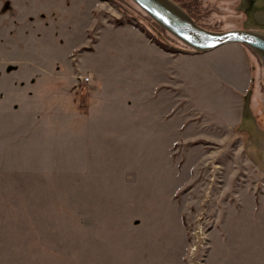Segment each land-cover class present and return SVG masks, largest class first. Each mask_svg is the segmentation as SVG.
<instances>
[{
    "label": "rangeland",
    "instance_id": "374dc122",
    "mask_svg": "<svg viewBox=\"0 0 264 264\" xmlns=\"http://www.w3.org/2000/svg\"><path fill=\"white\" fill-rule=\"evenodd\" d=\"M44 1L0 0V264H264V170L249 133L214 119L229 84L193 62L174 94V58L130 33L184 43L133 0ZM182 1L242 27L238 0Z\"/></svg>",
    "mask_w": 264,
    "mask_h": 264
},
{
    "label": "water",
    "instance_id": "95a60500",
    "mask_svg": "<svg viewBox=\"0 0 264 264\" xmlns=\"http://www.w3.org/2000/svg\"><path fill=\"white\" fill-rule=\"evenodd\" d=\"M161 27L172 33L187 47L181 51L200 53L226 43H243L261 59L264 66V0H240L237 9L245 14L242 27L216 30L201 25L174 0H133ZM253 89L243 95L239 129L250 135L245 144L247 154L264 170V128L251 107Z\"/></svg>",
    "mask_w": 264,
    "mask_h": 264
},
{
    "label": "crops",
    "instance_id": "0c3cea01",
    "mask_svg": "<svg viewBox=\"0 0 264 264\" xmlns=\"http://www.w3.org/2000/svg\"><path fill=\"white\" fill-rule=\"evenodd\" d=\"M49 2V0H46ZM41 3L40 6L42 9H45L44 0H33L32 9H36V3ZM61 12V9H59ZM137 27V26H136ZM130 34L138 35V40L144 43L147 46V49L156 51V53L164 56L166 59L174 58V70H167L161 76V80L165 78L164 76L171 77L174 75V94L179 91H184L185 86L190 83L191 73L187 65L193 62H203L209 70H212L213 75H218L217 78L220 81V84H229L228 88L225 90H231L234 102V110L229 116L226 114L223 116L214 117L217 122L225 124L228 128L237 127L241 121V109L243 104V95L248 90L249 85L252 79V66L251 58L249 56L248 46L243 43L233 42L223 44L213 50L200 52V53H188L184 51H171L163 48L157 42H154L152 38L146 31H143L141 28L137 29L132 28ZM148 40V43H145ZM227 69H232L233 72H227ZM165 70V69H164ZM200 73V72H199ZM158 80V81H161ZM226 87V85H225ZM183 94V93H182ZM184 98H187V95L184 93ZM186 95V96H185ZM188 99V98H187ZM190 100V99H188Z\"/></svg>",
    "mask_w": 264,
    "mask_h": 264
},
{
    "label": "trees",
    "instance_id": "16d2710c",
    "mask_svg": "<svg viewBox=\"0 0 264 264\" xmlns=\"http://www.w3.org/2000/svg\"><path fill=\"white\" fill-rule=\"evenodd\" d=\"M193 1V3L192 4H194V7L196 8V9H198L199 10V4H198V2L196 1V0H191V2ZM184 7H186V9L190 12V14L196 19V16H195V14H194V12L192 11V10H190L186 5H184ZM196 21H198L197 19H196ZM137 27H139V25L137 26ZM142 29V28H141ZM143 31H145L144 29H142ZM148 34V33H147ZM149 35V34H148ZM179 40V39H178ZM157 43L158 44H160L163 48H165V49H167V50H171V51H181L180 50V47H187L185 44L184 45H174V47L173 46H171V45H169V44H167V43H164L163 41H161V40H158L157 41ZM183 44V43H182ZM253 80V79H252Z\"/></svg>",
    "mask_w": 264,
    "mask_h": 264
},
{
    "label": "flooded vegetation",
    "instance_id": "af4514ba",
    "mask_svg": "<svg viewBox=\"0 0 264 264\" xmlns=\"http://www.w3.org/2000/svg\"><path fill=\"white\" fill-rule=\"evenodd\" d=\"M174 1H176L177 3H179V4H180L181 6H183V7H184V5H185V3H184L182 0H174ZM186 1H187V2L189 1L188 4H189L190 6H192V7L194 6V4H192L193 1H192V2H191V0H186ZM239 2H240V0H238V2L235 4V7L239 4ZM198 4H199V6H200V3H198ZM200 7H201V6H200ZM200 7H199V8H200ZM184 8L186 9V7H184ZM186 10H187V9H186ZM236 10L239 11V13H243L242 11L238 10L237 7H236ZM187 11H188V10H187ZM188 12H189V11H188ZM189 13H190V12H189ZM244 16H245V15H244ZM240 18H242V17L239 16V19H240ZM244 18H245V17H244ZM244 18H243V21H244Z\"/></svg>",
    "mask_w": 264,
    "mask_h": 264
},
{
    "label": "built area",
    "instance_id": "2783aa9c",
    "mask_svg": "<svg viewBox=\"0 0 264 264\" xmlns=\"http://www.w3.org/2000/svg\"><path fill=\"white\" fill-rule=\"evenodd\" d=\"M84 80H87V81L90 80V76L87 75L86 77H84Z\"/></svg>",
    "mask_w": 264,
    "mask_h": 264
}]
</instances>
